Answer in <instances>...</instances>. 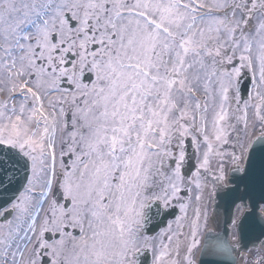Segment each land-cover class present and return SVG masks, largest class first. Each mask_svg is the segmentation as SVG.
<instances>
[{
    "label": "snow or ice",
    "instance_id": "6c2138e0",
    "mask_svg": "<svg viewBox=\"0 0 264 264\" xmlns=\"http://www.w3.org/2000/svg\"><path fill=\"white\" fill-rule=\"evenodd\" d=\"M0 264H264V0H0Z\"/></svg>",
    "mask_w": 264,
    "mask_h": 264
}]
</instances>
